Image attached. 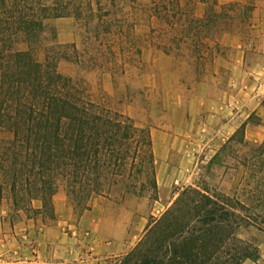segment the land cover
<instances>
[{
	"label": "trees",
	"instance_id": "trees-1",
	"mask_svg": "<svg viewBox=\"0 0 264 264\" xmlns=\"http://www.w3.org/2000/svg\"><path fill=\"white\" fill-rule=\"evenodd\" d=\"M110 1L113 8L123 10L120 4L125 0ZM161 2L160 23L166 22L165 13L182 16L193 3L211 4L203 18L191 21L194 25L183 30L189 36L173 38L178 44L183 38L182 44L191 39L194 45L206 46V38L200 40V29L211 33L232 25L233 6L218 10L217 0ZM96 10H103L101 0H0V192L7 186L16 208L27 209L29 204L31 211L32 203L39 200L43 210L54 215L53 198L63 182L68 198L77 206L86 204L83 210L88 212L93 196L116 189L143 193L138 188L144 187L140 177L148 170L155 176L150 129L118 111L91 103L82 81L59 70L58 47L46 48L42 60L37 56L49 20L75 18L90 23L99 18ZM187 17L185 14L182 23ZM178 25L170 31L176 32ZM151 35L160 46H167L163 28ZM165 51L172 53L171 48ZM64 57L68 59V54ZM261 148L263 152L264 144ZM221 198L224 201L197 188L186 189L175 206L149 226L141 242L112 264L257 261L260 254L244 243L240 248H228L235 229L250 224L241 214L247 210L245 206ZM237 206L240 211L235 210Z\"/></svg>",
	"mask_w": 264,
	"mask_h": 264
},
{
	"label": "rangeland",
	"instance_id": "rangeland-1",
	"mask_svg": "<svg viewBox=\"0 0 264 264\" xmlns=\"http://www.w3.org/2000/svg\"><path fill=\"white\" fill-rule=\"evenodd\" d=\"M101 1L103 10H96L101 20L97 18L90 23H81L75 18L49 20L41 44L37 46V56L42 60L46 48L58 47L60 53L55 56L59 61V70L65 76L82 81L91 103L118 111L149 129L166 123L164 112L172 105L167 104L173 101L172 98L187 97L192 87L202 81H211V57L230 54L229 50L222 49L214 41L222 32L233 30L234 23L243 25L249 12V8H245L244 12L233 6L232 25L218 32L197 30L201 42L205 38L207 41L206 46H198L191 39L186 41V45L182 44L183 38L180 44L173 38L189 36V26L194 25L191 21L199 20L195 7L202 2L190 5L182 16H178V13H165L166 20H163L166 22L160 23L161 18L157 13L160 11L161 0H125V4L117 2L123 6V10L113 8L110 0ZM108 11L112 12L111 15L106 13ZM238 11L242 12L241 16H237ZM185 14L188 19L182 23ZM170 23L174 24V28L180 24L176 32L170 31L174 30ZM162 28L167 37L166 47L151 38V34L160 32ZM185 28L188 30L184 32ZM166 48H171L172 53L167 54ZM66 53L68 59L64 57ZM156 53L171 56L175 60L174 65L156 63ZM250 120L258 123L259 118L254 115ZM245 136L246 130L243 127L235 133L230 143L220 149L218 146L217 149L213 147V144L200 151L192 150L186 178L176 172L161 176L156 172L153 176L148 170L140 177L144 187L138 186L143 193L116 189L111 194L93 196L88 206L90 208L94 201H99L108 215L126 222L130 226L128 246L132 250L145 237L149 226L175 206L182 192L197 188L215 196L219 201H224L221 197L225 196L233 201L232 204L236 202L247 208L241 214L247 217L246 221L250 225L245 223L235 229V238L231 239L228 248H240L241 243H244L253 253L260 254L264 251V150L262 152L261 148L264 143L260 146L252 145L245 141ZM60 192L67 197L71 221L79 222L87 213L83 210L86 204L77 206L76 202L70 200L63 182L58 190ZM0 198L5 200L7 212L4 217L0 216V264H4L1 255L2 234L12 233L19 224L40 221L42 216L44 222L51 223L55 214L52 215L46 209L38 213L35 206L38 202L42 203L39 200L32 203L31 211L29 204V211L16 208L7 186L0 192ZM113 260H108L107 264H112Z\"/></svg>",
	"mask_w": 264,
	"mask_h": 264
},
{
	"label": "crops",
	"instance_id": "crops-1",
	"mask_svg": "<svg viewBox=\"0 0 264 264\" xmlns=\"http://www.w3.org/2000/svg\"><path fill=\"white\" fill-rule=\"evenodd\" d=\"M230 6L244 12L249 8L243 25L234 23L233 30L222 32L214 41L230 54L212 56L211 81L198 83L187 97L172 98L167 103L172 105L164 112L166 123L150 129L158 176L176 172L186 178L192 150L213 144L220 149L243 127L246 142L264 143V0H217L218 10ZM209 8L206 3H198V17L203 18ZM241 15L238 11L237 16ZM154 57L158 64L175 63L166 54L156 53ZM254 115L258 123L251 122ZM1 179L0 173V185ZM0 207V216L4 217L3 198ZM53 207L51 223L44 222L42 216L40 221L19 224L12 233L1 235L4 264H107L129 252L130 226L108 215L101 202L94 201L76 223L69 216L65 194L54 196ZM35 209L42 211V203L38 202ZM243 264H264V251L257 261Z\"/></svg>",
	"mask_w": 264,
	"mask_h": 264
}]
</instances>
